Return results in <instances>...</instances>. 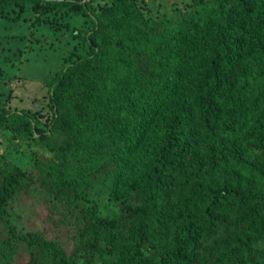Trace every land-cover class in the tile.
<instances>
[{"label":"trees","instance_id":"obj_1","mask_svg":"<svg viewBox=\"0 0 264 264\" xmlns=\"http://www.w3.org/2000/svg\"><path fill=\"white\" fill-rule=\"evenodd\" d=\"M18 21L73 43L44 112L0 102V264H264V0H0L1 76Z\"/></svg>","mask_w":264,"mask_h":264},{"label":"rangeland","instance_id":"obj_2","mask_svg":"<svg viewBox=\"0 0 264 264\" xmlns=\"http://www.w3.org/2000/svg\"><path fill=\"white\" fill-rule=\"evenodd\" d=\"M27 24L28 22L18 21L8 31V34L18 35V39H13L11 50L6 52L7 54L4 57L8 59L16 58L15 60L18 61L13 64H8L7 62L1 66L7 69L16 67V69H8L12 74L11 77L1 76L0 74V77L5 78L0 79V102L7 101L6 103L14 108H30L44 112L46 110L44 107L46 88L42 82L43 78L51 75L56 69V65L60 63V58L59 56L57 57L60 51L63 53V50L71 46V43L65 44L64 41L72 42V40L68 35L64 37L65 34H60L59 31L54 33L51 29L39 28L34 33L38 37L37 42L34 40V36L28 33ZM6 33L7 31H2V34ZM20 35L22 37H19ZM31 41L35 42L33 47L31 46L28 49L26 46ZM39 42L44 44V46ZM47 43H53L54 48L59 49L58 54ZM22 48H24V51H29L27 53L28 56L32 52L28 61L24 59L26 52L21 55L18 53L17 49L21 50ZM0 153H3L7 159L21 167L28 165L25 156L26 150L22 151L21 147L8 143L3 134H0ZM8 209L12 212L13 223L20 231H42L46 236L60 241L66 249H69L70 241L67 232L62 226H55L51 219L46 217L41 203L32 201L27 194H20L8 203Z\"/></svg>","mask_w":264,"mask_h":264}]
</instances>
